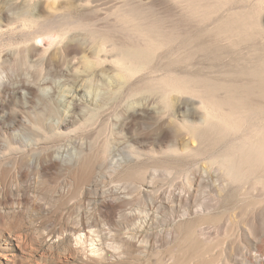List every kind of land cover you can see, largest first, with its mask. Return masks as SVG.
<instances>
[{"label": "rangeland", "instance_id": "rangeland-1", "mask_svg": "<svg viewBox=\"0 0 264 264\" xmlns=\"http://www.w3.org/2000/svg\"><path fill=\"white\" fill-rule=\"evenodd\" d=\"M46 1L47 0H0V49H2L0 50V52L2 53L3 51L4 56H6L8 60H6L5 62L7 65L4 63L5 73L3 75V79L1 80L4 83L6 82V88L4 89V95L1 98L2 101H0V150H2L1 152H6L7 156H10L12 154L8 150L9 144L13 147H19V145L22 147L26 146V144L31 145L32 143L35 148L33 146L32 148L31 146H26V153L25 151H22V154H25L27 158H30H28L29 160L27 159V164L24 168V171H27L30 177L27 185L33 188L32 190H38V188L44 187L46 181L54 182L56 179H58L59 181L65 178V175H63V173H60L59 171L53 172L54 170L50 172L46 171V173H44L43 175H38V173H36V169L37 167H39V157H43L44 154V156H47L49 154L54 155L57 154L58 151H63L64 154H68L74 158H77V154L80 157V154L84 155V153L88 154V152L93 153L95 156L99 157V175L101 182L100 187H102L103 190L117 189L119 193L121 192V195L123 194L122 196L128 203L127 214L130 218L132 216V219L136 222L134 225L132 224L133 226H130V228L128 227V229H123L115 221V223L113 221L109 222V224L103 223V226H95V228L101 229L99 230L101 231L99 232V235L103 234L104 232V235L108 233L107 237L113 238L114 234L116 235L115 237H118L120 235H124L123 237H127V235L130 236L132 235V233H136L137 236H141L139 239L147 238L151 240L156 238L157 240V238H159L158 241H161L163 239L161 243L160 241L159 243H157L159 245V247L157 248L158 251L156 249H152L150 253L151 249L148 250L142 248L148 251L143 253L135 252L133 256H130V258L132 259L129 260L130 263L127 262L125 264H149L150 262L157 264V261L162 264H169L170 262H172L173 260L169 256H171L170 252H172L173 256L175 254L173 253L175 252V250L172 248L173 245H171L172 242L170 240L172 235L170 232L177 229L178 224L181 221L180 215H182L184 211L188 210L190 211L189 213L193 215V212L195 210L198 211L199 209H204V207L205 209L207 208L205 211L208 210L210 212L213 210L212 212H210V215L213 216V220L217 217L220 220L217 218L218 220H215L216 223L213 221L210 223L196 221V223L202 225V230L205 236L208 235V237H210V242L213 240V242L211 243L214 248L212 247L211 250H209L210 252L208 251V253H205V256L203 258L198 257L197 259L195 258L193 260L199 261L208 258L211 259V262H209V264H225L223 263L224 260H220L217 256L219 253H221L222 249L225 250L229 248L227 246H232L233 250H236V252H234L236 253V257L238 259L242 258L244 263H258V260L261 257L260 252L262 253L261 250H263L264 248V185L260 183L261 181L259 180L258 174H264V171L259 173H256L255 171L252 172L253 174L249 173L241 182L235 183V187L239 185L240 188L239 194H241V196L239 195V198L237 197L238 195H236L235 197H231V199L226 198L224 200L223 197L226 192H223L224 195L223 193H221V190H223V185L221 184V182H224L225 186H227L226 183L228 181V177L221 166V162L218 159V156L221 152L226 150L229 144L240 142L242 140V137L244 136L243 132L241 130H233V133L231 132L228 137H218L215 134V129L211 125L205 126L203 124H200L199 118L202 116V113L204 111L202 103H200V98L193 97L191 93L190 95L184 94L178 98H175L174 103L172 102L173 105L170 104L169 106V104L164 100V95L163 93H161L160 88L156 83L157 81H154L153 79H162L166 77V75L181 73L180 75H189L191 77H195L196 75L200 79H203L202 81L211 80L223 84H229V81L231 82L234 80L239 83L245 82L248 79V75L243 73V71H245L246 69H252L255 63L256 66H259L264 58V34L262 33V30L260 31L262 27L264 29V24L261 28H256V35L253 34L251 36L252 39L249 38L248 40L242 41L240 43H232L233 40L229 37H223V39L221 37L220 39L216 40V31L212 32L211 30H207L209 29L207 25L209 24L210 20L202 22L197 17L187 16L186 14H188V11L186 13L182 12V10L186 11V9L183 8L184 3L182 4V1L170 0L169 2V0H162V3L158 4L159 6H157V8H159L160 10L163 9L162 12H165V14L169 13L170 16L172 15V17L167 18V21L169 22L166 24L171 25L170 23H179L180 20V23L182 25H180L179 29L174 31V40L172 39L173 41L163 45L159 50H157L153 62L151 61L149 66H147L145 70L143 69L138 72L136 71L137 73H135L134 76L133 74L128 76L127 73H124L122 64L117 63V61L115 60L117 59L116 54H118V51H115V53L114 51H111L112 54L110 53L109 57L108 53H103L105 51L104 49L101 51V45L100 47H98L97 44L99 43H97L95 39H91L89 37L90 30L92 29L91 27H95L94 29H99L100 33L102 32L111 34L110 36L115 39V41L121 42L122 44H124V42L128 44L129 42H133L134 39H137V36L135 32L130 28V25L124 22L121 17L122 11H120V9H122L126 1L129 0H113L114 2L116 1L115 4L112 0H100L98 1L100 4V6H98L99 9L97 7H95L97 9L94 10L88 9V13L85 12L81 6V3H86L88 2V0L77 1L76 4L78 5L75 4L74 6L72 5L70 7H68L69 5H67L66 3H63V5L60 4V0H54V2L57 1L58 3H54L52 0L53 3L49 2L51 5L48 6V9L52 12L44 10V8L49 5V3L46 4ZM231 1L232 3H229V6L231 7L237 5L248 7V9H253L251 5L255 7L257 3L264 4V0ZM167 2L169 3L167 4ZM164 3L166 4V6L171 4V7L167 6V8H170L171 10L162 7ZM254 3H256V5ZM48 9L46 8V10ZM167 10L170 11L167 12ZM28 12H31L33 16L31 15V13L29 14V16ZM49 14L51 18H48L49 20H47L46 17H49ZM173 16L176 17L173 18ZM185 16L187 18H185ZM29 18H31V20ZM77 18L78 20L85 18L83 19L84 21H81L83 23H81L82 25L80 23L73 24V22L78 21ZM171 18L175 21H173ZM70 19L73 20L71 21ZM170 19L173 22H171ZM40 20L43 22H41ZM29 21L31 22L29 23ZM38 21L40 22V24H38ZM32 22H36L37 24ZM182 22H185V24ZM79 25L80 27H78ZM203 26H207V29ZM12 28H14L15 30ZM47 28L51 30H60L62 28H67L71 32V36H73L72 31H74V37L80 38H76V42L78 39L82 43L85 42L84 44L86 46V49L89 50L88 54H92V58H94L100 51V58L102 56V58L105 59H100V63L102 64H98V66L95 64V66H97L95 67L94 65H90L89 63H87L88 60H84L83 62L82 54H78L76 55V57L74 56L75 60H73V57L64 59L61 55H56V58L54 57L51 60V63H49L50 61H46V65L41 63L45 60H43L42 58L40 60L39 58L41 56L39 55H33L29 57L30 59L28 57H25L28 55L25 54L24 48V53L22 54L23 49L21 48L24 47L23 44L26 43L23 42V38L28 35L25 36L24 32H26V34L30 33L31 36L37 35L36 39L39 41L43 39L42 36H45ZM27 38L28 37L25 38V41L27 40ZM108 46L107 48H110ZM96 48H100V50H98L97 52ZM107 48L105 52H107ZM3 49H5L6 51ZM94 53H96V55H94ZM105 54L108 57H105ZM113 59L115 60L114 62L112 61ZM78 78L86 79L85 82L87 86H89V89L91 87L90 90L93 91L96 89L95 91H98L96 92L98 94L96 102H89L90 108L87 109L89 107L88 106L86 108V111H84L83 113H81L80 109H75V111L73 112L75 114H73L72 122L69 123L65 128V133L68 132L67 134H71L72 138L77 130L80 131L81 136L79 139L73 138V140L75 139L74 141L70 139V141H67V143L64 142L65 144L63 146H58V143L56 145L57 147L55 146L51 149H43L42 147L47 145H44L46 141L44 142V139L36 134V132L37 130L39 132H42L43 126L41 127L40 125L43 121H45L43 117H48L50 115H48L47 113H51V110L48 111L49 109L47 108V106L50 103L49 101H52V99L47 98V94L48 92L51 93L54 91L56 93V90L57 92H59L63 88L73 84V82L76 81L75 79ZM43 85L45 88L47 87L44 91V88H42ZM47 89L48 92H46ZM221 92L222 91L217 92L218 95H220ZM259 96L256 97V106L260 105L258 106V108L256 107V109H258V111L256 110V114L258 113L264 115V108L262 107L264 106V96ZM164 105H168L167 108L166 106L164 107ZM144 107H150V114L145 115V113H143L142 110ZM45 108L47 109V111L45 110ZM259 108L261 112L259 111ZM133 111H137V113L134 112L137 117H135L136 115H132ZM158 111H162V115L158 113ZM140 112H142L143 115H141ZM171 114L173 116H176L173 117L171 116ZM157 115H161V117L165 121L163 123L165 133H163L160 138L158 137V132L156 131L157 129L155 119L157 118ZM133 116L135 117V119L133 118ZM170 116L174 119H170ZM22 118H24L25 120L23 121ZM175 119H178L179 121L176 122ZM187 120H189V122H187ZM193 121L194 123H192ZM190 123L194 126L196 125V123H199V125H201V128L203 127L204 129H207L205 130V136L193 137L190 133L191 128L189 127V125H193H191ZM77 126H79L80 128ZM81 129L84 130L82 131ZM33 132H35L34 136ZM24 133H26V135H24ZM16 135L19 137H17ZM233 137H235L236 139ZM30 138L31 142L29 141ZM53 139L54 138H52L51 140ZM51 140L48 141L51 142ZM174 144H179L177 151H166L170 149V146H176ZM192 146L194 147V149ZM28 147H30L31 150ZM189 148H192L190 149L191 151L189 150ZM22 149L24 150L23 147ZM162 149L166 150L162 151ZM187 149L189 150V152L187 151ZM180 150L184 151L181 152ZM7 151L9 153H7ZM172 152L174 153V155H171ZM176 152H181L183 153L181 155L184 156L180 157L179 153L178 155L175 154ZM166 153L168 154V156ZM176 155L179 156L181 160L180 163L172 162V164H168L169 166L171 165L170 167L168 165H163L164 169L166 168V166H168L169 168H166L167 170L165 169L164 172L160 170L161 172L156 176L148 174L149 177L145 181L138 178V175H133V178L124 177L122 176V173L120 171L121 167H128V165L131 164V157L138 158L140 160H138L139 163H144L143 165H146V169H150L155 168L157 164L159 165L162 163H166L167 161L163 162L166 156L167 158H177ZM139 156L141 157L139 158ZM157 157L163 159L161 163H157L158 161H161H157ZM144 160L145 162H147L148 160V162L150 163H145ZM132 163H134V161ZM149 164L153 167L149 166ZM172 165L176 166L172 167ZM189 174H194V178L196 180L194 178L192 179V176ZM222 178H225L226 181L225 179L221 180ZM242 188L245 189L242 190ZM188 189H190V195H188L186 192ZM13 193L19 196L22 194L20 197H23V192L21 189L19 190V192H16L14 189ZM219 193H221L223 197L221 194L219 196ZM59 195L60 194L58 191L54 192V196L56 198L53 196V200L54 202L57 201V204H55L54 202L53 205L48 204V208L52 206L54 207V204L56 205L54 208H49L50 210L57 209L56 211H58L60 209L64 211L66 210V208L71 206V202L61 203L57 199ZM179 195L180 197L182 196V199L185 197L189 201L185 203V201H182L181 198L179 199ZM220 197L221 199H219ZM176 199H179L180 201ZM42 202H45V200L36 202V205L43 204ZM92 205L93 203H89V205H87V209H91L89 211H94V205ZM245 205H249L248 210ZM249 209H251L252 213H254L253 211L259 210L260 216L258 217L260 218L257 222L258 225L256 224L257 230L254 229V232L252 231V226H250L249 223V216L247 215L246 217V214H249L250 212ZM38 211L39 210L33 211L31 213V218L34 220V223L36 222V225L42 223L43 217L41 215H44L43 213H39ZM251 212L250 214H252ZM200 213L197 212L196 214V212H194V216L197 215V217H201L203 214L201 213L200 215ZM54 215H57V213ZM192 215L191 217H194ZM92 217L93 220H96L98 222L99 220L104 219L101 212L100 214L95 212ZM175 217H177V219ZM111 223H113L114 225ZM96 234L98 233H94L91 237L93 238V236H95V238H98ZM110 234L113 235L111 236ZM121 236L120 238H122ZM167 236L168 238H170L169 241ZM166 240L168 242L164 243V241L166 242ZM5 242V238H0V248L5 246ZM138 244H140V242H138ZM170 247L173 250L170 249ZM166 249L171 251L167 252ZM164 251L166 254L163 253ZM166 255L169 256L167 257ZM207 255L208 257H206ZM161 256H164L163 258H165L166 260H161ZM193 260H190L192 262L188 261L189 264H195ZM56 261L57 260H54L52 264L67 263V261ZM74 262L75 261H70L69 263L68 261V264H80ZM0 264H11V261L4 259L0 261ZM183 264L188 263L185 262Z\"/></svg>", "mask_w": 264, "mask_h": 264}, {"label": "bare ground", "instance_id": "bare-ground-1", "mask_svg": "<svg viewBox=\"0 0 264 264\" xmlns=\"http://www.w3.org/2000/svg\"><path fill=\"white\" fill-rule=\"evenodd\" d=\"M47 1H46V4H48L49 2H52V0H47ZM77 1H80V0H60L59 3L62 5H63V3H66L67 5H69L68 7H70L72 5L74 6L77 3ZM98 1H100V0H88V2H86V3H81V6L85 12H87L88 9L89 10L90 9L94 10L97 8L99 9L98 6H100V4ZM105 1H108V0H105ZM178 1H182V4L184 3L183 8H185L186 11L182 10V12L186 13L188 11V14H186L187 16L197 17L202 22H206V21L210 20L209 24L207 25L209 27V29L206 28L207 26H203V27L206 28L207 30H211L212 32L216 31V33H215L216 40L220 39L221 37H222V39H223V37H229V38H232V40H233L232 43L233 42L234 43H240L242 41H245V40H248L249 38H251V36L253 34L256 35V28H259V27L261 28L264 24V14H263L264 4L257 3V5H256V3H254L256 6L254 7L253 5H251V7L253 9H251V8L248 9V7L237 6V5H235V6L232 5L233 7L229 6V3H232L231 0H178ZM53 2H54V0H53ZM115 2L113 1L114 4H115ZM136 2H138V3H136ZM169 2H170V0H169ZM169 2H167V4ZM54 3H58V2L55 1ZM160 3H162V0H147V1L146 0H144V1L143 0H133V1L129 0V1H126L123 8L121 7L122 9H120V11H122L121 17H122L123 21L130 25V28L135 32V34L137 36V39L132 38V39H134L133 42H129L128 44L125 42H124V44H122L121 42H117V41H115V39H113L110 36L111 34L102 33V32H101L102 33L101 34L99 29H97V28L94 29L95 27L94 28L91 27L92 29L90 30V37L89 36L88 37L91 39H95L97 41V43H99V44H97L98 47H100V45H101V47H100V48H102L101 51L103 49L106 51V48L109 45L108 47H110V48H107V52H105V51L103 52L106 54L108 53V56L110 55V53L112 54L111 51H114V53H115V51L116 52L118 51V54H116L117 59H115V60L117 61V63L122 64V66L124 68V73H127L128 76L132 75V74L134 76L135 73H137L138 71H141L143 69L145 70L146 67L149 66L150 62L151 61L153 62V59L155 58V54H156L157 50H159L163 45L173 41L174 40L173 39L174 31L179 29L180 25H182L180 23L179 19H178L179 23L178 22L177 23L175 22L173 24L170 23L171 25L166 24L169 22V21H167V18L172 17V15L170 16L169 13H168L169 15L167 13L165 14V12H162L163 9L160 10L159 8H157V6H159L158 4H160ZM60 4H57V5H60ZM182 4H181V6H182ZM235 4H236V2H235ZM50 5L51 4L49 3V5H47V6L45 5V6L48 9L49 8L48 6H50ZM76 5H78V4H76ZM169 5H167V6L171 7V4H169ZM101 6H102V4H101ZM167 6L164 3V5L162 7L166 8V9H170V8H167ZM95 7H97V8H95ZM46 8H44L45 11H50L49 9L46 10ZM245 8H247V9H245ZM166 9H164V10H166ZM27 10H29V9H27ZM33 10H36V9H33ZM44 10H42V11H44ZM170 10H167V12H169ZM36 12H38V11H36ZM50 12H52V11H50ZM30 13L28 12V15ZM31 15L33 16L32 13H31ZM182 15H185V14H182ZM1 16H3V15H1ZM175 17L173 16V18H175ZM48 18H51L50 14H49V17L48 16L46 17L47 20H49ZM185 18H187V17L185 16ZM29 19L31 20V18H29ZM33 19H32V21H33ZM83 19H85V18H82L81 20L79 19L80 20L79 21L77 18V20L79 22L76 21V22H73V24H75V23L81 24L82 23L81 21ZM171 19H170V21H171ZM172 20L175 21L174 19H172ZM178 20H176V21H178ZM182 20H183V18H182ZM43 21H41V22H43ZM173 21H171V22H173ZM30 22L31 21H29V23ZM32 23H36V22H32ZM182 23L185 24V22H182ZM38 24H40V22ZM33 25H35V24H33ZM209 25H211V26H209ZM78 27H80V25ZM12 29H14V28H12ZM47 29H49V28H47ZM47 29H46L47 32L45 33V36H42L43 39H41L39 41L36 39L37 35L31 36L30 33L26 34V32H24L25 36L28 35V36H26V37H28L26 41H25L26 37L23 38L24 39L23 42L24 43L26 42V43L23 44L24 47L21 48V49L24 48L25 54L28 55L25 57L29 58L33 55L34 56L39 55V56H41L39 58L40 60H41V58L43 60H45L44 62H41L45 65H46V61H50L49 63H51V60L56 55H61L64 59L65 58L67 59L68 57H73L74 58L73 60H75L76 55L82 54V58H83L82 61L84 62V60H88L87 63H89L90 65H94V66H95V64L97 66H98V64H102V63H100V61H101L100 59H105V58H102V56L100 58V55H99L100 51H99V53H97L98 50H100V48H98V49L96 48L97 49V52H96L97 55H96V53H94V55H96V56L94 58H92V54H88L89 50L86 49V46L84 44L85 42L82 43L81 41H79V39H80L79 37H74L75 36L74 31H72L73 36L70 35L71 34V32L69 31L70 27H69V30L67 28H62L60 30H54V29L47 30ZM73 29H75V28H73ZM261 30H262V33L264 34L263 27L260 29V31ZM30 31H32V30H30ZM16 32H17V30H16ZM76 32H77V30H76ZM20 35H22V34H20ZM76 38H79L77 40V42H76ZM86 40H84V41H86ZM220 41H222V40H220ZM0 46H1V44H0ZM24 49H23L22 54L24 53ZM0 50H2V49H0ZM3 50H5V49H3ZM93 51H95V50H93ZM113 55H115V54H113ZM108 56L106 55L105 57H108ZM263 56H264V53H263ZM156 57H157V55H156ZM6 60H7V58H6V56H4L3 51H2V53L0 52V81L3 79V75L5 73L4 63L6 62ZM109 60H108V62H109ZM115 60L113 59L112 61L114 62ZM54 62H52V63H54ZM104 62H105V60H104ZM73 63H75V62H73ZM172 63H174V62H172ZM97 66H95V67H97ZM168 66H170V65H168ZM6 68H8V67H6ZM159 68H161V67H159ZM81 73H83V72H81ZM243 73L248 75V79L245 82L239 83V82H236L234 80L235 82L229 81V84H223V83H220L217 81H211L210 79H209L210 81H208V80L202 81L203 79H200L196 75H195V77H191L189 75H180L181 73L166 75V77H164L162 79H153L154 81H157L156 83L159 86L161 93H163V95H164V96L163 95L162 96L164 97V100L169 104V106H170V104H172V102L174 103L175 98H178L184 94L190 95V93H191L193 95V97L200 98V103H202V106L204 108L202 116L199 118L200 124H203L205 126L211 125L215 129V134L218 137H220V136L221 137H226V136L228 137V135L233 130H241L243 132L244 136L242 137V140L240 142L229 144L227 146L226 150H224L223 152L220 151L221 153L218 156V159L221 162V166H222L223 170L225 171V173L227 174V177H228V179H227L228 181L226 183L227 186H225L224 182H221V184L223 185V187H222L223 190H221V193L226 192V194L224 195V193H223V195H224V197H223V195L221 193H219V196L221 194L222 197L224 198V200L226 198L231 199V197H235L236 195H238L237 196L238 198H239V195L241 196V194H239L240 193L239 192V190H240L239 185L235 187L236 182H241L244 179V177L246 175H248L249 173H252L255 171H256V173H259V172L264 171V117H263L264 115H261L258 113L256 114V110L258 111V109H256V107L258 108V106H260V105L256 106L257 105L256 104V97L259 95L264 96V58L261 61L259 66H256V63H255L253 65L252 69H246L245 71H243ZM75 80L76 81H74L73 84L63 88L59 92H57V90H56V93H55V91L50 93V92H48V89L46 91V92H48L47 98H49V99L51 98L52 101H49L50 102L49 105L48 106L45 105V106H47V108L49 109L48 111L51 110V113L50 114L47 113L48 115H50L48 117H43L44 115L42 116L43 119H45V121H43L40 126L41 127L43 126L44 129L42 128V132H39L38 130H37V132H39V133L36 132V134H38L41 138L44 139V142L46 141L44 145H46V144L47 145L43 146L42 147L43 149H51V148L55 147L58 143H59L58 146L59 145L63 146L65 144L64 142L67 143V141H70V139L73 140V138L79 139L81 136L80 131L77 130L76 132L74 131L75 135L72 138L71 134H67L68 132L65 133V128L69 123L72 122L73 114H75L73 112L75 111V109H80L81 113H83L84 111H86V108L89 106V102H91V103H92V101L96 102V100L98 98V96H97L98 94L96 92H98V91H95L96 89L93 91L90 90L91 87L89 89V86H87V84L85 82L86 79H82V78L79 79L78 78ZM5 83L3 81L0 82V101H2L1 98L4 95L3 94L5 91L4 89L6 88ZM42 88H44L43 89V91H44V90H46L47 87L45 88L43 85ZM220 91H222V92L220 95H218L217 92H220ZM99 94H100V92H99ZM256 94H257V96H256ZM45 95H46V93H45ZM165 106L167 108L168 105H164V107ZM262 107L264 108V106H262ZM89 108H90V106L87 109H89ZM260 108H259V111H260ZM149 109H150V107H148V108L144 107L142 111H143V113H145V115L150 114L151 109L150 110ZM45 110L47 111L46 108H45ZM134 112L137 113V111H133L132 112L133 114L132 113L131 114L136 115V114H134ZM140 113H141V115H143L142 112H140ZM158 113L161 114L162 111H158ZM161 115H157V118L155 119L156 120V129H157L156 131L158 132L157 135L159 138L163 135V133H165L164 128H163V123L165 121L161 117ZM171 116H173V115L171 114ZM171 116H170V119H174V118H171ZM175 116H173V117H175ZM135 117H137V115ZM135 117L133 116L134 119H135ZM22 119H23V121L25 120L24 118H22ZM175 121L177 122L179 120L175 119ZM175 121H173V122H175ZM187 122H189V120H187ZM192 123H194V121ZM191 125H193V124H191ZM200 126L201 125H199V123L198 124L196 123L195 126L189 125V127L191 128L190 133L192 134L193 137H195V136L204 137L205 136V134H206L205 130H207V129H204L203 127L201 128ZM77 127H79V126H77ZM38 129H39V126H38ZM34 133L35 132H33V136H34ZM24 135H26V133H24ZM17 137H19V136H17ZM52 138H54V139L51 140ZM163 138H162V140H163ZM233 138H235V137H233ZM238 138H240V137H238ZM21 139H23V138H21ZM21 139H19V140H21ZM215 139H216V137H215ZM48 140H51V142ZM24 141H25V138H24ZM29 141L31 142V138ZM174 145H176V146H170L169 150L162 149V151L163 150H166L168 152H170V151L174 152V150L177 151L179 144H174ZM26 146H31V148H32L33 145L31 143V145L26 144ZM26 146H22L24 148V150H23L20 145H19V147L18 146L13 147L9 144L8 150L12 154L10 156L9 155L7 156L6 152H1L2 150H0V238L6 239L5 246L0 248V261H2L4 259L10 260L11 264H52V262L54 260H57V261L61 260V262L67 261L66 264H68V261H69V263H70V261H75V262L80 263V264H125V263L129 262V260H132L130 258V256H133V254L135 252H142L143 253V252H146L150 249H151L150 253H151L152 249H156L158 251L157 248L159 247V245L157 243H159V241H160V240L158 241L159 238H157V240H156V238L151 239V240H149L147 238H146L147 240L145 238L139 239L141 236L140 237L137 236L136 233H135L136 235L134 233H132V235H130V236L127 235V237H123L124 235L123 236L120 235L122 238H120V236H118L119 238L115 237L116 236L115 234H114L115 238L114 237L109 238V237H107L108 233L106 235H104V232H103V234L99 235V232H101L99 230H101V229L100 228L97 229V228H95V226L100 227V225L103 226L104 224H109V222H111V221H113V222L115 221L123 229L124 228L128 229V227L130 228V226H133L136 223L132 219V216L130 218L127 214L128 203L124 199V197L122 196L123 194L121 195V192L119 193L117 189H115V190H109V189L103 190L102 187H100L101 182H100V175H99L100 174V162L98 159L99 157H97L93 153H89V152H88V154L84 153V155L80 154V157L77 154V156H78L77 158H74L68 154H64L63 151H58V152L56 151L57 154H54V155L49 154L47 156H44L45 155L44 154L43 157H41V158L39 157V160H38L39 167H37V169L35 168L36 173H38V175H43L44 173H46V171L50 172V171L54 170L53 172L59 171L60 173H63V175H65V178L63 180H59V181H58V179H56L54 182L53 181H50V182L46 181L44 187L38 188V190H32L33 188H31L29 185H27V182L30 178L29 173L27 171H24L25 165L27 164V159L29 158V157L27 158L25 154H22V151H25V153H26V151H27ZM173 147H175V148H173ZM28 148H30V147H28ZM31 148H30V150H31ZM190 149H192V148H189V150ZM193 149H194V147H193ZM189 150L187 149L188 152H189ZM180 151L183 152L184 150L183 151L180 150ZM134 152H138V151H134ZM181 152H178L180 157L184 156V155H181V154H183ZM7 153H9V152L7 151ZM48 153H46V154H48ZM79 153H81V152H79ZM172 153H171V155H174V153L173 154ZM178 153L176 152L175 154L178 155ZM164 156H165V154H164ZM167 156H168V154H167ZM167 156L164 158V161H163V162L167 161L166 163H162L159 165L157 164V166H155V168H150V169H146V167H145L146 165H143L144 163H141V162L139 163L138 158L131 157V160H132V162L134 161V163L130 162L131 164H129L128 167H121L120 171L122 173V176H124V177H129V178L132 177L133 178V175H138L139 176L138 178L143 179L145 181L149 177L148 174L156 176L158 173L161 172L160 170H162V172H164V170L166 168H169L171 166V165L169 166L168 164H172V162L180 163V161H181L179 156H177V158H171V157L167 158ZM140 157L141 156H139V158ZM158 160H161V161H158ZM162 160H163L162 158H158L157 163H159V162L161 163ZM182 161H184V160H182ZM144 162H145V160H144ZM147 162H148V160H147ZM147 162H145V163H147ZM168 162H171V163H168ZM148 163H150V162H148ZM181 164H182V162H181ZM163 165H168L169 167L166 166V168L164 169ZM173 165H172V167L176 166V165L175 166H173ZM149 166H151V165L149 164ZM151 167H153V166H151ZM189 175L192 176L191 177L192 179L194 178V174H189ZM258 175H259V180L261 181L260 183L264 185V174L259 173ZM135 177H134V179H135ZM138 178H137V180H138ZM224 179L222 178L221 180H224ZM225 181H226V179H225ZM14 189L16 192H19V190L21 189L23 192V197L22 198L20 197L22 194L20 196L17 194L15 195L13 193ZM243 189H245V188H242V190ZM57 191L60 194L57 199L61 203L71 202V206L66 208V210H64V211L60 210V209L58 211H56L57 209H54L55 211L51 209L52 210L51 211L49 209V208H54L56 206L55 204H57L56 203L57 201L54 202V200H53L54 199L53 198L54 192H57ZM186 192L188 195H190V193H191L190 189H188ZM242 195H244V194H242ZM55 196H57V195H55ZM181 197L179 195V199ZM184 198L183 199L181 198V200L185 201V203H187V201H189V200H187L186 198H185L186 199L185 200ZM179 199H176V200H179ZM219 199H221V197ZM44 200H45V202H42L43 204L36 205V202H38V201L41 202ZM219 201H218V203H219ZM53 202L55 203L54 207L52 206V207L48 208L47 207L48 204L53 205ZM46 203H47V205H46ZM89 203H93L94 206L93 205L92 206L94 207V211H89L91 209H89V210L87 209L88 208L87 205H89ZM245 206H243V207H245ZM248 206H246L247 210H248ZM209 207H211V206H209ZM206 209L204 207V209L202 208V209H199L198 211H196V210L194 211V212H196V214H197V212L198 213L201 212L203 214L201 217H197V215L194 216V212L192 215L191 213H189L190 211H188V210L184 211V212L182 211L183 214L181 213L182 215H180L181 221L180 222L178 221L179 224H178L177 229H175L176 232L170 230V231H172V232H170L172 235L171 240H170V238H168L170 233L167 236L168 241L170 240L172 242L171 245H173V247L172 246L171 247L175 250V252H173L175 254L172 256V252H170L171 250L166 249V251L167 252L169 251L171 254V256H169V255H166V256L171 257L173 260L169 264H183L185 262L189 264V262H192L190 260H193L195 258L197 259L198 257L203 258L205 256V253H208V251L211 250V248L213 247L211 242H213V240L210 242V237H208V235L205 236V234L202 230V227H201L202 225L199 223H196V221L204 222V223H210L213 221L216 223L215 220L218 217L217 218L214 217L215 219L213 220V216L210 215V212H212L213 210L209 212L208 210L205 211ZM209 209H211V208H209ZM37 210H39L38 211L39 213L44 214V215H41L43 217V221L39 225H36V222L34 223V220L31 218V216H32L31 213L33 211H37ZM249 211L251 212V209H249ZM95 212L99 213V214L101 212L102 217L104 219L99 220V218H98L99 222L96 220H93L92 215H94ZM250 212H249V214H246V217H247V215L249 216V220H250L249 223H250V226H252V229H253L252 231L254 232L255 230H257L256 224L258 225L257 222L259 221L258 219L260 218V217H258V216H260L259 210L253 211L254 213L251 212L252 214H250ZM56 213H57V215H54ZM201 213H200V215H201ZM37 215H39V214H37ZM191 215L194 217H191ZM34 217H35V214H34ZM36 217H38V216H36ZM177 217H175V218L177 219ZM198 219H200L201 221ZM95 221H96V223H95ZM111 224H113V223H111ZM105 229H106V227H105ZM94 233H98V234H96L98 236V238H95V236H93V238L91 237ZM110 235L112 236L113 234H110ZM138 235H140V234H138ZM77 237H80L81 239L79 241H77ZM167 238H165V239H167ZM137 241L140 242V244H138ZM161 241H160V243H161ZM168 241L166 240V242L164 241V243H167ZM142 243L145 245H143ZM169 246H167V247H169ZM171 247H170V249H172ZM227 247H229L230 249L229 248L225 249V250L222 249L221 253H219L217 256L220 260H224L223 263H225V264H233V263L234 264H237V263L246 264V263H244L242 258L238 259L236 257V255H235L236 253H234V252H236V250L234 251L232 246H227ZM142 248H145L148 250H145ZM231 248H232V250H231ZM261 251H262V253L260 252L261 257L258 260L259 262L258 263L254 262L255 264H264V248ZM163 253L166 254L165 251ZM160 255H161V253H160ZM164 256H161V258H162L161 260L165 259V258H163ZM206 257H208V255ZM159 260H160V258H159ZM194 262H195V264H209V262H211V259L205 258L203 260H199V261L196 260ZM159 263L160 262L157 261V264H159ZM136 264H138V263H136ZM151 264H154V263H151ZM160 264H162V263H160Z\"/></svg>", "mask_w": 264, "mask_h": 264}, {"label": "clouds", "instance_id": "clouds-1", "mask_svg": "<svg viewBox=\"0 0 264 264\" xmlns=\"http://www.w3.org/2000/svg\"><path fill=\"white\" fill-rule=\"evenodd\" d=\"M81 238L80 237H77V241H79Z\"/></svg>", "mask_w": 264, "mask_h": 264}]
</instances>
